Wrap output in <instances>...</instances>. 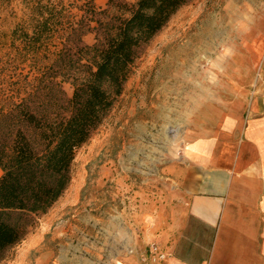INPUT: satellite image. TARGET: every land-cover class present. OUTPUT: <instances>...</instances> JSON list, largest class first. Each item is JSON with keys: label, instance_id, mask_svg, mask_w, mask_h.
<instances>
[{"label": "rangeland", "instance_id": "1", "mask_svg": "<svg viewBox=\"0 0 264 264\" xmlns=\"http://www.w3.org/2000/svg\"><path fill=\"white\" fill-rule=\"evenodd\" d=\"M107 1L94 3L104 9ZM24 2L0 0V97L30 84L34 74L11 36L28 13ZM82 40L90 45L94 34ZM247 67L255 70L246 73ZM257 80L264 93V0H191L172 15L143 48L107 117L75 154L70 184L52 209L53 221L67 229L63 238H49L53 264L105 262L117 229H142L157 197L168 193L164 179L182 159L186 130L200 105L228 98L232 83ZM63 88L69 96L71 86ZM48 221L33 217L23 240ZM22 244L10 248L0 264H31L33 252L21 251Z\"/></svg>", "mask_w": 264, "mask_h": 264}, {"label": "trees", "instance_id": "2", "mask_svg": "<svg viewBox=\"0 0 264 264\" xmlns=\"http://www.w3.org/2000/svg\"><path fill=\"white\" fill-rule=\"evenodd\" d=\"M189 1L108 0L100 9L94 0H25L28 13L11 36L34 74L0 97V261L67 189L77 150L113 108L143 48Z\"/></svg>", "mask_w": 264, "mask_h": 264}, {"label": "crops", "instance_id": "3", "mask_svg": "<svg viewBox=\"0 0 264 264\" xmlns=\"http://www.w3.org/2000/svg\"><path fill=\"white\" fill-rule=\"evenodd\" d=\"M230 90L228 98L200 105L182 159L164 179L168 193L157 197L142 229H117L98 264H264V93L258 80ZM59 199L43 214L49 221L22 240L20 250L33 252L31 264H53L49 238L66 234L53 221ZM150 244L165 258L149 259Z\"/></svg>", "mask_w": 264, "mask_h": 264}, {"label": "built area", "instance_id": "4", "mask_svg": "<svg viewBox=\"0 0 264 264\" xmlns=\"http://www.w3.org/2000/svg\"><path fill=\"white\" fill-rule=\"evenodd\" d=\"M146 254L148 258L152 261H158L165 258V254L159 250V248L155 244H150L146 250Z\"/></svg>", "mask_w": 264, "mask_h": 264}]
</instances>
